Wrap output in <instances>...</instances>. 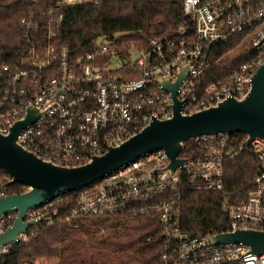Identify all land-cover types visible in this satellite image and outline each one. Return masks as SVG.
Instances as JSON below:
<instances>
[{"label": "built area", "instance_id": "obj_1", "mask_svg": "<svg viewBox=\"0 0 264 264\" xmlns=\"http://www.w3.org/2000/svg\"><path fill=\"white\" fill-rule=\"evenodd\" d=\"M101 1L56 0L38 18L31 11L21 18L27 49L0 63V133L25 118L29 107L37 109L40 114L18 132L17 142L42 159L77 166L119 145L154 117L170 118L174 100L158 80L176 81L184 64L187 75L175 93L182 114L250 92L252 76L264 60V0H182V17L168 33L121 42L115 34H104L89 50L71 56L68 44L55 41L61 7ZM230 43L229 49L218 51ZM241 53L249 55L235 62ZM226 56L223 74L208 79L207 70L222 67ZM229 136L190 138L179 153L186 158L184 167L174 170L164 149L143 153L88 185L28 209L25 220L42 218L51 224L69 199L75 204L63 216L67 223L73 217L118 210L131 216L153 213L160 237L158 264H264V250L255 254L241 242L210 243L208 233L192 235L180 224L182 185L195 191L222 190L225 161L246 150L257 156L259 166L245 196L235 202L224 197L226 231H264V139L236 146ZM6 194L0 189V196ZM15 216H0V232ZM38 223L27 231L34 232ZM9 245L0 247V254Z\"/></svg>", "mask_w": 264, "mask_h": 264}, {"label": "trees", "instance_id": "obj_2", "mask_svg": "<svg viewBox=\"0 0 264 264\" xmlns=\"http://www.w3.org/2000/svg\"><path fill=\"white\" fill-rule=\"evenodd\" d=\"M55 1L0 0V63L12 61L17 51L27 49L21 18L30 11L38 18L49 7H53ZM106 1L61 7L62 21L55 41L68 44L71 56L74 57L89 50L92 41L100 35L106 34L113 37V32L104 26ZM138 8L139 14L134 17L135 23L127 24L129 25L125 28L127 32L118 35L117 41L146 40L152 36L164 35L182 17V0H139ZM231 44L218 46V51L229 49ZM248 55L249 53H241L234 61L244 60ZM227 59L229 60V56H226V59L220 63L222 67L208 69L206 77L213 79L221 76ZM229 137L236 141L237 146L245 140L246 135L232 133ZM189 142L190 140L184 142L185 148ZM258 166L257 156L243 150L225 161L222 190L195 191L184 183L180 222L182 229L192 235L226 231L228 229L227 211L222 205L224 197L226 196L229 202H235L245 196L252 187V178ZM8 180L9 176L0 169V189L8 193L20 192L14 188L20 183L7 186L5 183ZM74 204L73 199L61 203L59 214L51 224L40 221L34 232L27 231L18 242L10 244L6 252L0 254V264H33L39 263L41 259L53 258L57 260V264H84L83 259L70 251L73 250L72 239L76 234L88 231L95 233L101 228L109 229L110 233V236L102 241L116 243V248H122L123 243L113 238L123 234L128 235L127 244L139 243L134 249L137 255L132 259L135 261L132 264H158L160 237L157 235V219L153 213L131 216L123 210H118L107 214H86L73 217L71 222L67 223L63 216L69 213ZM128 220H136V223L132 226ZM132 228L143 229L133 236L130 231ZM151 234L153 236L148 239Z\"/></svg>", "mask_w": 264, "mask_h": 264}, {"label": "water", "instance_id": "obj_3", "mask_svg": "<svg viewBox=\"0 0 264 264\" xmlns=\"http://www.w3.org/2000/svg\"><path fill=\"white\" fill-rule=\"evenodd\" d=\"M187 75V64L182 65L178 78L158 81L162 89L170 91L173 97V115L170 118L154 117L138 132L129 136L117 146H111L102 154L77 166L59 165L42 159L17 142L18 132L34 120L40 111L29 107L26 117L16 121L6 134L0 133V169L10 178L5 185L20 183L26 189L0 196V216L16 212L10 227L0 232V247L16 243L21 234L36 225L42 218L25 220L26 211L53 198L92 183L104 173L116 169L141 154L164 149L169 158V167H184L185 157L179 156L184 142L201 134L244 133L247 142L255 137L264 139V60L252 76L251 90L242 99L226 98L214 105L190 114L179 111L180 101L176 90ZM210 243L241 242L255 254L264 250V231L256 229H234L208 233ZM39 264V263H33Z\"/></svg>", "mask_w": 264, "mask_h": 264}, {"label": "rangeland", "instance_id": "obj_4", "mask_svg": "<svg viewBox=\"0 0 264 264\" xmlns=\"http://www.w3.org/2000/svg\"><path fill=\"white\" fill-rule=\"evenodd\" d=\"M139 0H107L105 3V19L104 26L109 29L115 35H121L126 33V27L130 23L134 22V17L139 14L138 8ZM15 189L23 191L26 186L19 184L14 186ZM128 223L132 226L136 223V220H128ZM141 229H133L132 235H137ZM109 229L101 228L99 231L92 233L90 231L82 234H76L71 247H73V253L77 257L84 260V264H132L135 261L134 256L137 255L136 247L139 243L127 244L128 235L123 234L116 238L123 243L122 248H116V243H109L102 241L105 237H109ZM107 235V236H106ZM131 235V232H130ZM112 238V237H111ZM40 264H57L56 259L40 260Z\"/></svg>", "mask_w": 264, "mask_h": 264}]
</instances>
